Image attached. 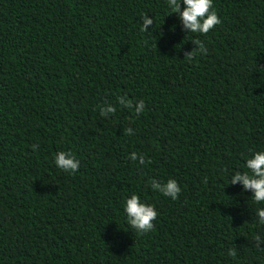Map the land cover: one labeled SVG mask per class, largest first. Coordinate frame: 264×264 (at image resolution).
Wrapping results in <instances>:
<instances>
[{"label":"trees","instance_id":"obj_1","mask_svg":"<svg viewBox=\"0 0 264 264\" xmlns=\"http://www.w3.org/2000/svg\"><path fill=\"white\" fill-rule=\"evenodd\" d=\"M214 8L222 23L200 35L165 0H0V264H264L251 192L230 184L264 149V0ZM133 193L159 209L149 233L127 224Z\"/></svg>","mask_w":264,"mask_h":264},{"label":"clouds","instance_id":"obj_2","mask_svg":"<svg viewBox=\"0 0 264 264\" xmlns=\"http://www.w3.org/2000/svg\"><path fill=\"white\" fill-rule=\"evenodd\" d=\"M168 13H178L182 22L184 31L192 34L206 35L210 30L220 23L221 17L214 8V0H165ZM183 4V8L181 7ZM168 14V15H169ZM153 16L144 14L140 32H151L149 26L154 25ZM175 25L173 26V30ZM195 48L199 54L206 55L208 48L205 42L199 38L192 39ZM191 53V52H190ZM189 54V53H188ZM117 103L122 108L132 110L137 116L146 109V102L143 99L138 101L130 99L127 94L119 96ZM117 112V104L105 103L100 106V115L110 118V114ZM135 129L128 127L124 130L126 135H132ZM34 150H38L39 145H32ZM129 158L139 165L151 163L150 159H146V154L131 152ZM54 162L58 169L65 173L75 174L81 167L80 159L71 151H59L54 155ZM230 184L242 185V192H251V198L255 207L254 223L258 228H264V149L252 150L250 157L246 158L244 170H237L230 176ZM150 187L153 191H158L163 196L172 200L179 199L182 192L180 183L170 178L166 182H162L156 178H152ZM124 213L126 221L130 227L137 233H149L155 228L154 221L159 215V209L155 204L147 202L139 194L133 193L124 202ZM255 246L264 250V232H257L254 235ZM227 256L233 259L237 258V249L230 248Z\"/></svg>","mask_w":264,"mask_h":264}]
</instances>
